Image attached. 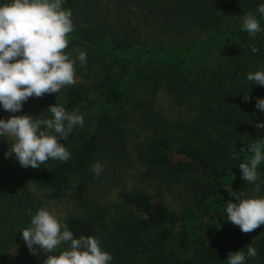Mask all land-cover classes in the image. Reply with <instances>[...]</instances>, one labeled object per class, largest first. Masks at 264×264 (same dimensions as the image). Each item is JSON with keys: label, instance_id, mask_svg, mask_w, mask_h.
Segmentation results:
<instances>
[{"label": "trees", "instance_id": "trees-1", "mask_svg": "<svg viewBox=\"0 0 264 264\" xmlns=\"http://www.w3.org/2000/svg\"><path fill=\"white\" fill-rule=\"evenodd\" d=\"M261 3L63 0L73 23L63 51L70 59L83 51L87 63L74 65V84L30 97L18 114L33 105L31 116L51 118L47 108L58 105L83 115L84 126L61 140L71 153L67 162L24 170L25 179L0 171V264L47 258L26 246L12 251L30 225L28 210L42 207L31 186L52 200L74 199L75 210L62 222L77 238H97L112 254L111 264H226L229 252L246 253L249 245L258 255L247 264H264V225L244 233L253 240L239 244L241 230L223 217L226 203L236 202L228 190L264 196L238 166L251 156L247 147L264 138V129L255 128L264 114L255 100L242 99L247 92L264 98V87L246 79L264 68V32L240 30L249 13L264 28L256 13ZM162 88L183 105L185 117L169 120L155 110L153 96ZM96 162L103 165L99 177L92 171ZM137 164L144 167L143 185L183 183L190 203L177 213L141 188L120 191L113 206L102 203L96 194ZM258 171L264 180V164Z\"/></svg>", "mask_w": 264, "mask_h": 264}, {"label": "clouds", "instance_id": "clouds-1", "mask_svg": "<svg viewBox=\"0 0 264 264\" xmlns=\"http://www.w3.org/2000/svg\"><path fill=\"white\" fill-rule=\"evenodd\" d=\"M63 0H8L0 3V108L9 113L22 111L30 97L57 94L66 85L75 83L77 61L86 65V53L81 51L75 59L64 53L68 46L67 36L73 31L71 10L62 7ZM256 13L264 19V3ZM241 31L248 35L264 32L256 14L244 16ZM255 53L258 49H252ZM253 86L264 87V68L246 75ZM242 99L255 100L254 107L264 114V98L251 97L248 92ZM51 118L37 119L29 115H12L0 118V138H11L5 158H13L22 168L35 169L48 161L67 162L71 153L61 140L77 127L84 126V116L68 112L62 106H49ZM257 130L264 129V121L257 120ZM250 158L240 163L241 178L254 185L253 191H264L259 167L264 164V138L247 147ZM99 177L103 165L92 166ZM236 202L229 201L223 212L227 222L238 226L241 232L250 233L264 225V196L242 198L228 190ZM31 216L30 225L19 233L31 255L47 254L43 264H111L113 256L100 246L93 236L75 237L67 223L62 222L47 208L37 209ZM62 245L66 248L61 249ZM59 250V251H58ZM258 255L256 248L247 246L229 252L226 264H247V259Z\"/></svg>", "mask_w": 264, "mask_h": 264}, {"label": "rangeland", "instance_id": "rangeland-1", "mask_svg": "<svg viewBox=\"0 0 264 264\" xmlns=\"http://www.w3.org/2000/svg\"><path fill=\"white\" fill-rule=\"evenodd\" d=\"M153 106L156 111L162 113V115L169 119L175 120L178 117L182 116L184 113L183 105L179 103L178 100L174 98L171 94L165 92V90L159 89L156 94L153 96ZM34 110V106L30 105L27 109V115L31 116ZM12 115H20L18 113H9L0 108V118L8 119ZM11 142V138H8ZM9 142L7 139L0 138V171H5L6 173L12 174L20 179L24 178V170L30 169L22 168L17 161L13 158H5V152L9 149ZM144 167L140 165H134V168L130 169L124 178L120 180L113 181L112 184H109L103 189L104 191H99L97 195L98 199L106 205L113 206L119 202L118 194L122 190H135L142 189L146 193L153 196L159 195L166 207L174 212H179L182 208L187 206L192 198V194L188 189H186L183 183H175L171 186H162L159 187L157 182L142 184L140 181V173L143 171ZM31 189L36 191L38 197L42 201V207L47 208L59 219L63 220L64 217L75 210L74 199L69 197H64L60 200L49 199L45 192L41 190H36L34 186H31ZM96 191H98L96 189ZM93 194V193H92ZM113 209L110 210L112 212ZM239 244H244L253 240L252 237L238 232L237 237ZM25 247V242L22 237L15 241V245L12 248V251H18L21 248Z\"/></svg>", "mask_w": 264, "mask_h": 264}]
</instances>
